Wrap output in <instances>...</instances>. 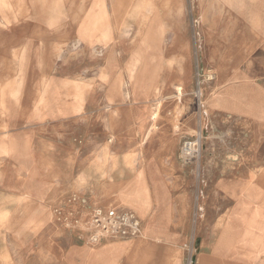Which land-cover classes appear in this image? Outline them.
Returning a JSON list of instances; mask_svg holds the SVG:
<instances>
[{"label":"rangeland","instance_id":"374dc122","mask_svg":"<svg viewBox=\"0 0 264 264\" xmlns=\"http://www.w3.org/2000/svg\"><path fill=\"white\" fill-rule=\"evenodd\" d=\"M0 264H264V0H0Z\"/></svg>","mask_w":264,"mask_h":264},{"label":"built area","instance_id":"2783aa9c","mask_svg":"<svg viewBox=\"0 0 264 264\" xmlns=\"http://www.w3.org/2000/svg\"><path fill=\"white\" fill-rule=\"evenodd\" d=\"M188 144H190V143H188ZM89 215L82 213L80 221L83 222L85 225H89L90 223L97 224V222L100 223L102 221H105V222L111 223L113 228L116 227L115 223L119 219H121V216H122L115 209L105 210L104 208H101V207L94 208L93 211L91 212V214H89ZM78 221L79 220L76 219L75 224H77ZM118 229L121 230V227H119ZM117 231L119 232V230H117Z\"/></svg>","mask_w":264,"mask_h":264},{"label":"crops","instance_id":"0c3cea01","mask_svg":"<svg viewBox=\"0 0 264 264\" xmlns=\"http://www.w3.org/2000/svg\"><path fill=\"white\" fill-rule=\"evenodd\" d=\"M137 120H138V124L140 123V121H142L143 120V115H141V114H139V115H137V118H136ZM137 168V167H136ZM143 174H145V172L144 171H142L141 170V167L139 166L137 169H136V172H135V176H136V178H137V176H140V175H143ZM141 214H148V213H146V212H140Z\"/></svg>","mask_w":264,"mask_h":264},{"label":"bare ground","instance_id":"6f19581e","mask_svg":"<svg viewBox=\"0 0 264 264\" xmlns=\"http://www.w3.org/2000/svg\"><path fill=\"white\" fill-rule=\"evenodd\" d=\"M6 3H7V2H6ZM1 4H2V3H1ZM183 7H184V6H183ZM7 8H8V7H7ZM154 113H156V111H155ZM201 137H202V136H201ZM201 137H200V138H201ZM200 138H199V140H201ZM187 144H188V143H187ZM111 207H112V206H111Z\"/></svg>","mask_w":264,"mask_h":264}]
</instances>
